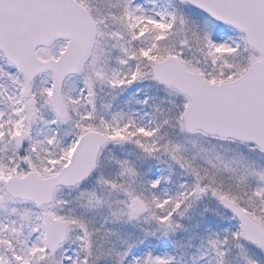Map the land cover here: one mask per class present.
I'll return each instance as SVG.
<instances>
[{"label": "snow or ice", "instance_id": "1", "mask_svg": "<svg viewBox=\"0 0 264 264\" xmlns=\"http://www.w3.org/2000/svg\"><path fill=\"white\" fill-rule=\"evenodd\" d=\"M0 264H264V0H0Z\"/></svg>", "mask_w": 264, "mask_h": 264}]
</instances>
